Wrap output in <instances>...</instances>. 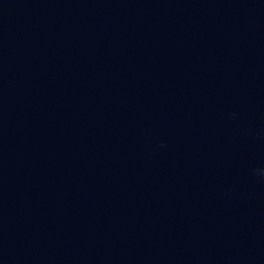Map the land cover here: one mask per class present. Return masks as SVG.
Returning <instances> with one entry per match:
<instances>
[{
    "label": "water",
    "instance_id": "95a60500",
    "mask_svg": "<svg viewBox=\"0 0 264 264\" xmlns=\"http://www.w3.org/2000/svg\"><path fill=\"white\" fill-rule=\"evenodd\" d=\"M264 0H0V264H264Z\"/></svg>",
    "mask_w": 264,
    "mask_h": 264
},
{
    "label": "clouds",
    "instance_id": "9594fccd",
    "mask_svg": "<svg viewBox=\"0 0 264 264\" xmlns=\"http://www.w3.org/2000/svg\"><path fill=\"white\" fill-rule=\"evenodd\" d=\"M260 174H261V176H264V171H262Z\"/></svg>",
    "mask_w": 264,
    "mask_h": 264
}]
</instances>
